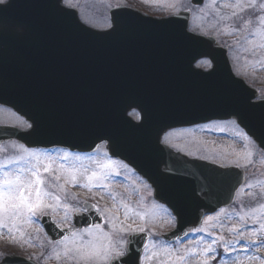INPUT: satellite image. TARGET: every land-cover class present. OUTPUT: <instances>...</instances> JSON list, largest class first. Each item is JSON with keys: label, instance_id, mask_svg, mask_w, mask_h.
I'll list each match as a JSON object with an SVG mask.
<instances>
[{"label": "water", "instance_id": "obj_1", "mask_svg": "<svg viewBox=\"0 0 264 264\" xmlns=\"http://www.w3.org/2000/svg\"><path fill=\"white\" fill-rule=\"evenodd\" d=\"M188 15L158 21L115 9L113 28L98 32L83 26L61 0H8L0 6V104L31 128L0 126V143L14 139L28 147L93 151L105 142L109 154L144 177L154 198L175 216L176 228L161 237H186L203 214L232 202L243 172L175 153L161 144L162 135L174 127L234 119L264 151V99L254 102L256 91L233 79L226 49L186 33ZM72 31L89 42L62 35ZM203 57L212 62L209 72L192 66ZM131 110L140 113L139 122L128 117ZM99 221L94 213L74 216L77 227ZM42 223L52 240L69 234L48 218ZM134 239L123 264H138L137 249L142 252L148 235ZM0 264L35 263L7 256Z\"/></svg>", "mask_w": 264, "mask_h": 264}, {"label": "rangeland", "instance_id": "obj_2", "mask_svg": "<svg viewBox=\"0 0 264 264\" xmlns=\"http://www.w3.org/2000/svg\"><path fill=\"white\" fill-rule=\"evenodd\" d=\"M67 1L80 7L83 15L82 19H85L90 26L96 28L104 27L108 24L107 13L109 8L115 4H124L121 0ZM133 1L140 6L146 7L148 10L146 11L150 13H173L178 8L180 9V7L183 8L186 6L185 0L183 4L182 0H164V2H158V0ZM225 4L233 5L235 2L233 0H214V3L206 2L203 6L194 8L192 14L195 17V23L191 29H198L215 37L221 36L218 39L222 44L229 47L234 61L238 63L237 70L247 78H250L251 85L256 87L260 94L264 96V46H262L264 45V31L261 30L264 29V26L260 25L257 20V16L263 13L259 9V0L254 8H247L245 10L251 9L247 11L250 15L256 12V15L248 20L251 21L248 24L245 23V13H242L243 11L238 12L234 16L232 13L238 10L232 6H224ZM258 11H260V14H258ZM239 19L242 20V23ZM236 21L239 22L238 26ZM235 27H238V29L234 30ZM203 63L200 62V65H203ZM131 116L136 118L137 114L132 113ZM0 122H12L20 127H25L22 121L11 116V113L9 114V112L4 110H0ZM164 143L169 146L173 145V148L181 152L191 153L190 151H197V154H201L215 162L239 164L246 169V184L252 183L253 185L251 189L245 188L241 191L238 194L237 201L230 208L224 209V212L219 211L207 216L212 217V219L206 221V217L200 227L205 228L206 231L193 232L187 240L176 245V247L182 250L192 246L193 242H196L198 246H206L214 237L221 235L225 241H231L235 239L240 231L246 232L251 228H259V223H254L252 218L246 217L242 221L240 215H244L250 208L254 209L257 208V205L264 204V195H262L264 194V155L259 153L254 146H251L248 140L244 139V133L240 132L235 124L233 125L229 122H214L196 126L195 128L173 131L164 139ZM3 148V154L0 155V158L22 154V148L13 144H7ZM32 151L39 153L43 157H53L55 160L54 167L57 169L75 165L89 168L91 171L95 167L94 162L105 163L109 159L103 147H100L99 151L91 154L74 153L57 148ZM249 152L252 153L251 157L248 156ZM65 155H67V160H62L61 158ZM111 161L114 162V167L110 171L108 179L105 181L108 185L107 189L94 187L89 190L86 187H81L80 184L72 183L68 177V173L61 172L59 184H63L66 190L61 191L59 184H57L53 176H50L48 173H43L48 180V183L44 187L48 191L64 197L63 202L71 206L67 212V219H63L65 216V210L63 208H57L56 210L51 208L42 209L41 212L43 214L37 213L36 216L31 218L30 224L23 223V219H21L17 227L23 231V236L17 233L15 239H13L6 229L0 234V259L6 254H15L25 258L34 257V260L39 264H76L74 260H66L64 258L63 244L58 246L56 243L50 242L45 235H42L44 233L39 226V221L42 215L48 214L52 216L60 228H70L72 227L71 216L73 213H76L71 209H83L82 203L85 201L99 208L98 212L104 218L102 222L104 232H112L106 222L109 214L105 212V208L113 209L114 203L119 205L120 201H124L130 204L134 210L145 213L143 221L139 217L135 218V224L137 226H145L146 231L153 235L148 243L147 255H151L152 251L157 250L153 249L152 245L154 241L160 240L154 233L161 234L167 229H171L174 224L172 217L152 199L150 189L146 187L145 183L136 174L127 167H123L122 165L124 164L122 162L115 159H111ZM117 172L118 174H116ZM77 179L81 182L83 181L82 176L78 175ZM258 181L259 183H257ZM51 185L55 186L53 187ZM69 188H72V193ZM249 192L255 193V196L249 195ZM71 194H75V198ZM113 195L115 196V201L113 200ZM47 202L54 203L52 200H48ZM119 214L120 219L123 220L124 214L122 208H120ZM260 215L261 219H264V212L260 213ZM127 223H132V220L126 221ZM237 225H240V227L236 231H229L230 228ZM112 234L114 240L124 239L126 235L119 231L113 232ZM100 236H102V233L97 231L95 237L86 236L85 238L94 239ZM29 238H31L30 242ZM262 239L264 238L257 237L258 243L255 245H249L246 241L236 240L232 247H235L237 251L227 256L225 255L223 257V264H264V257L262 258L260 255H264V244L259 242ZM160 243L162 244L164 242L160 241ZM174 245L172 244L176 248ZM242 245L244 250L240 251ZM216 247L217 253L212 254L216 255V259L211 260V256H209L210 264H222L220 254L223 253V249L219 247V244ZM257 248L261 250L257 252ZM248 249L251 250L249 251ZM54 251L61 252V258L59 260L55 258ZM178 254H182V252ZM253 256L257 257V259H252L251 257ZM164 259L165 257L163 255L154 256L150 260L146 258L144 264H161V261ZM198 260L199 257H190L188 264H198Z\"/></svg>", "mask_w": 264, "mask_h": 264}, {"label": "snow or ice", "instance_id": "obj_3", "mask_svg": "<svg viewBox=\"0 0 264 264\" xmlns=\"http://www.w3.org/2000/svg\"><path fill=\"white\" fill-rule=\"evenodd\" d=\"M158 2H164V0H158ZM206 2L214 3V0H206ZM258 0H235V4L224 6H232L238 11H234L232 15H237L238 12H242L247 8H254L257 5ZM7 0H0V6H6ZM244 5V7H241ZM259 9L264 12V0H259ZM257 20L260 25L264 26V15L257 16ZM251 21H245L246 24ZM264 31V29H261ZM264 46V45H262ZM235 123V121H233ZM223 131V129H221ZM239 135V133H237ZM245 140H250L251 137L244 134ZM167 142V141H165ZM22 148V154L0 158V234L3 230L7 232L15 239L16 234L19 233L21 236L24 235L23 231L17 227V224L23 219V223L30 224L31 218L36 216L37 213H41L42 209L51 208L56 210L57 208H63L65 210V216L63 219H67V212L70 209V205L64 203V197L57 195L53 192L48 191L44 185L48 183L47 178L43 173H48L53 176L57 184L61 179V172H67L68 177L72 183L80 184L81 187H86L89 190L92 188L107 189L108 185L105 181L108 179L110 171L114 167V162L109 158L105 163H95V167L89 170V168L78 167L75 165H69L67 168H55V160L51 156L43 157L39 153H36L24 146ZM252 153L249 152L248 156L251 157ZM67 160V155L61 158ZM79 159V157H77ZM127 167V165H122ZM118 174V172L116 173ZM82 176L83 181L77 179V176ZM259 183V181L257 182ZM55 186V185H51ZM252 183L246 185L242 184L241 189H251ZM61 191H66L63 184H59ZM75 198V194H71ZM249 195L255 196V193L249 192ZM264 195V194H262ZM48 200L54 201V203H48ZM115 201V196L113 195ZM95 208L99 211L96 205H89L87 201L84 202L83 209L71 210L74 212L89 211ZM120 208L123 209L124 219H120ZM115 209V211H113ZM113 209L105 208V212L109 215L107 217V223L112 232H104L101 224L92 223L86 228L79 230H70L69 235L64 236L62 240H57L56 244H61L63 247V256L66 260H74L76 264H110V262L118 261L119 264H123L124 258L130 254L128 248L129 244L137 243L134 238L141 233L146 231L145 226H137L135 224V218L139 217L141 221L145 218V213L136 211L132 206L124 201H120L119 205L114 203ZM224 212V209L220 210ZM264 212V204L257 205V208H250L244 215H240V219L244 221L246 217L253 219L254 223H259V228H251L245 231L238 232L234 240L225 241L221 235L214 237L211 242L207 243L206 246H198L196 242H193L192 246L180 249L179 247L174 248L172 244L165 241L153 242V249L151 255H147L148 242H144V251L141 252L137 249L139 256L138 264H144L145 259H152L154 256L163 255L165 259L161 261V264H188L190 257H199L198 264H210L209 256L211 260L216 259L217 245L223 249V253L220 254L221 261L223 264V257L230 253L236 252L237 249L232 247L236 240L246 241L249 245H255L258 243L257 237L264 238V219H261L260 213ZM239 215V214H238ZM132 220V223L126 221ZM212 217H207V220H211ZM240 225L230 228L229 231H236ZM102 233V236L94 239H86L85 237H95L96 232ZM119 231L127 234L129 239L127 241L123 239L114 240L113 232ZM193 231L204 232L205 228L193 229ZM154 235H159L155 234ZM178 239V238H177ZM31 238H29V242ZM264 244V239L259 241ZM158 246V248H157ZM243 245L240 251H243ZM249 251L251 249H248ZM261 249L257 248L259 252ZM182 254H178L181 253ZM55 258L59 260L61 258L60 251H54ZM252 259H257L253 256ZM29 260H34V257H28ZM234 259H236L234 257Z\"/></svg>", "mask_w": 264, "mask_h": 264}]
</instances>
